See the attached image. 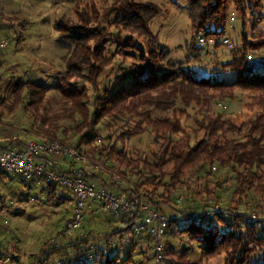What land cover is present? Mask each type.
<instances>
[{"label":"trees","instance_id":"trees-1","mask_svg":"<svg viewBox=\"0 0 264 264\" xmlns=\"http://www.w3.org/2000/svg\"><path fill=\"white\" fill-rule=\"evenodd\" d=\"M74 1L76 19L62 18L55 24L60 43L68 48L63 57L66 69L59 86L60 93L71 104L67 113L73 125L63 131L66 137L60 141L59 127L52 126L46 117L40 115L39 112L45 108L47 88L33 80L12 78L8 82L16 98L10 103L0 97L1 115L7 111L17 115L24 108L33 113L34 122L30 130L37 133V137L43 138L42 141L55 139L63 145L68 144L80 151L85 150L86 153L101 146L103 153L100 154V160L112 173L115 174L113 170H116L118 176L126 179L123 181L126 188L118 181L109 182L96 172L89 174L81 171L84 178L92 186L105 187L117 195L136 198L140 203L170 218L172 222L166 236L168 257H176L178 261L187 260L184 251L177 253L172 240L189 237L191 241L200 242V239H203V248L199 260L193 259L191 263L186 264L212 261L223 250L227 255L229 251H235V264H252L254 256L260 252L258 248L264 246V225L250 223L248 219L253 212L262 215L261 212L246 213L241 212L238 206L224 207L225 215L212 216L202 222H192L185 226L177 222L176 218L204 216L217 202L205 205L196 200L195 211L188 213L178 210L176 214H165L164 210L170 207L175 199L177 205L184 202L183 197H177V193L189 172L195 173L198 178H204L208 184H214L216 194L225 190L228 183H232L233 196L239 197V204L243 203L244 198L249 199L252 191L264 193V70H259L260 67L254 63L250 64V54L264 50V34L258 39H249L247 34H243L242 50H232V59L229 62L218 63L222 67L221 70L210 69L208 77H197L188 72L184 63L169 61V54L156 44L157 37L151 30V24L161 14L158 4L150 1L119 0L106 11L96 6L90 11L87 5L83 9L80 8L81 3L86 0ZM185 1L194 32L186 49L190 57L198 63L203 62V47L198 45V39L199 43L201 39L219 42L233 18L232 10L237 14L243 13L244 1L252 2L254 5L250 6L255 11L264 9V0ZM242 22L245 25L244 21ZM261 26L255 27V31L252 26V34L261 30ZM201 35L203 38H200ZM128 47H132L139 54L126 52ZM116 61H120L118 69L104 76L105 81H108V85L104 87L100 78ZM221 72L234 74L237 79L233 82L216 79ZM75 80L82 82L83 88L78 86L80 83H72ZM238 90L248 92L255 103L246 106L253 115L241 122L231 116L225 117L217 111L218 104L232 100ZM25 98L28 100L27 104H24ZM179 106L199 109L196 115L198 130L195 133L203 132V135L196 138L194 144L177 140L176 136L182 133L183 128L176 114H184V111H179ZM153 112L171 113L172 117H152ZM127 116H132V119L138 117L141 121L135 130L131 133L121 132L116 140L124 143L125 140L150 129L156 136V142L162 141L160 149L153 153V162L147 158H134L125 150H118L116 144L106 145L99 137V125H104L110 130L117 127ZM39 121L42 124L40 129L36 128ZM70 134L74 139L68 137ZM29 142L12 139L0 150L24 148ZM92 153L94 156L95 153ZM62 172L74 174L72 171ZM0 173L19 179L27 187L34 185L35 181L44 182L42 190L47 192L49 197H55L56 191L61 188L45 181L43 177L27 182L19 177ZM151 186V190L146 189ZM159 187H163L164 192L156 200L154 196ZM65 190L72 193L68 188ZM188 200L190 197L187 195L185 202ZM68 201L70 199L62 196L57 199V204L62 205ZM110 220L111 225L116 221L113 216ZM219 224L223 226V230ZM130 232L132 231L129 228L113 230L105 238L110 243L117 236L122 239L124 233ZM139 236L151 241L150 238L140 234ZM135 247V244L131 246V250L123 259L124 264L143 262L135 261ZM62 249L67 248L57 245L55 251ZM52 255L53 253L47 252L38 254L26 264H52ZM68 255L65 253L62 256L65 258L61 264H91ZM11 256L0 252V264H4L9 258L10 264H20L17 251L14 250ZM101 257L105 260L103 264H119L121 261L118 255L109 253L102 252ZM153 258L155 259V255Z\"/></svg>","mask_w":264,"mask_h":264},{"label":"rangeland","instance_id":"rangeland-1","mask_svg":"<svg viewBox=\"0 0 264 264\" xmlns=\"http://www.w3.org/2000/svg\"><path fill=\"white\" fill-rule=\"evenodd\" d=\"M118 1L86 0L81 3L82 7L80 8L83 9L87 5L86 7L91 11L92 7L96 6L100 10L106 11ZM135 1H150L161 7V14L151 24V30L157 37L156 44L169 54V61L184 63L188 72L194 73L197 77H208L210 69L221 70L222 67L218 63L229 62L232 59V50L237 52L242 50L243 34H247L249 39H258L261 34H264V23H262L264 20V9L255 11L250 6L254 5L252 2L244 1L243 13L237 14L233 10L231 11V17L233 18H231L228 29L225 35L219 39V42L216 40L207 41L205 39V43H199L198 39V45L203 47L201 54L203 62L198 63L190 57L186 49V45L193 38L194 32L185 0ZM75 5L76 2L74 0H0V97L10 103L15 100L14 91L8 85V82L12 78L24 81L33 80L37 84L45 86L47 88L44 103L45 108L39 113L41 116L46 117L49 124L56 128L59 127L60 141L66 137L63 131L73 124L67 113L68 109L71 108V104L59 91L63 73L66 69L63 57L67 53L68 48L60 43L55 24L62 18L76 19ZM102 14H100L99 18L102 17ZM242 21H244L245 25H243ZM260 25H262L260 28L262 31L259 30L253 35L251 32L252 26L255 31V27H260ZM200 38H203V35ZM225 39H229L231 42L226 44ZM219 43L222 45H218ZM113 49H115V45ZM125 51L136 55L139 54L132 47L126 48ZM115 63L100 78L103 81L102 83H104V87L108 85V81H105L106 77L104 76L108 75L111 71L116 72L120 61H116ZM252 63L260 67L259 70H264V50L250 54V64ZM216 79H225L233 82L237 77L234 74L221 72L218 73ZM72 83H80L78 86L83 88L82 82L78 80ZM252 99V96L248 92L238 90L234 93L232 100L221 102L217 106L218 110H216L223 113L225 117H233L237 122L245 121L253 115L246 108L248 105L255 104ZM27 101V98H25L24 104H27ZM179 111H184V114L182 112L176 114L180 118L183 130L182 133L176 136L177 140L194 144L195 139L201 138L203 135V132H199V134L195 133L198 130L196 115L199 109L179 106ZM32 114V112L29 113L24 108L17 115L10 111L1 115L0 111V128L4 129L7 135L14 140L44 142L42 141L43 138L37 137V133L30 130L34 122ZM152 117L163 119L172 117V114L153 112ZM77 119H80L79 115ZM140 121L138 117L132 119V116H127L117 127L110 130L106 129L104 125H99L97 127L99 129L98 135L106 142V145L116 144L118 150H125L134 158H147L153 162V153L160 149L162 141L157 143L156 136L150 129L131 139L126 138L128 140H125L124 143L116 140L121 132L129 131L131 133V131L135 130L136 125ZM37 125L36 128L40 129L42 124L39 121ZM68 137L74 139L72 134L68 135ZM109 137H112V139ZM64 145L71 147L68 144ZM100 148L93 151L89 150L88 153L82 150L81 152L88 157V161L79 162L78 165L70 163V165L73 164L71 167L85 173L89 169L91 173L96 172L111 183L118 181L122 187L126 188V183L123 182L126 179L124 180V178L118 176L116 170H113L114 174L108 169L109 167L106 168L107 166L103 165L102 160H100L101 153L103 152ZM92 152L95 153L94 156H92ZM218 175L220 176V174ZM109 176H113L114 178L112 179ZM13 180L20 187V184H22L20 180ZM232 186V183H228L226 188H224L225 190H221L216 194L214 184H208L204 178H198L195 173L189 172L183 179L182 185L179 186V193H177V197H183L184 202L182 205H177L176 199L173 200L171 206L165 208L164 213L176 214L178 210L184 213L194 212V201L197 200L205 205H212L217 202L216 205H223L225 208H235L238 206L241 212L246 213L259 211L262 213L260 215L264 219V193L252 191L251 197L249 199L244 198L243 203L239 204V197L233 196L234 188ZM152 188L153 186L146 189L151 190ZM5 190V196L0 200V239H5L3 241L4 245L12 247L13 251L19 252V261L22 255L24 256V253H27L28 258L25 256L22 264H26L31 258H35L37 254L46 252L53 253L52 264H61L60 262L65 258L62 256L65 253L67 255L69 253L68 256L71 257H78L76 259L81 262L103 264L105 260L101 257L102 252L118 255L121 258L119 264H124L123 259L131 250L130 244L132 242L130 235L126 233L127 235L124 234L122 239L117 236V238L108 243L105 236L113 232V230L123 228L120 223L114 221L112 222V227L104 230V225L111 223L109 221H111L110 217L112 216L103 212L101 214L98 213L100 210H95V205H92L87 210L82 227L73 235L66 237L62 231L67 225L74 205L70 202L58 205L57 197H62L63 194L65 195L63 197H72V194L68 193L69 191L62 189L56 191V197H49L45 193H41L42 191L39 189H35L32 192L26 189L22 194L20 193L21 190H17V192ZM163 192V187H159L154 196L155 199L158 200ZM207 192L213 193L208 194ZM187 195L190 197V200L186 203ZM219 227L222 230L224 229L220 224ZM135 241V251L137 252V255L134 256L135 261L139 262L142 260L141 264H156L153 258V255H155L153 243L141 236L138 239L136 238ZM202 241L203 239H200V242L199 240L191 241L189 237L172 240L177 253L181 254L183 251L186 253L187 260L185 261H178L176 257L171 258L169 256L172 259L170 260L166 255V243L164 262L162 264H186V262L191 263L193 259L199 260L203 248ZM57 245H62L67 249L56 252ZM258 250L260 252L256 253L252 264H264V246H260ZM234 253L235 251L231 250L229 251V255H227L226 251L223 250L212 261H203L201 264H235Z\"/></svg>","mask_w":264,"mask_h":264},{"label":"built area","instance_id":"built-area-1","mask_svg":"<svg viewBox=\"0 0 264 264\" xmlns=\"http://www.w3.org/2000/svg\"><path fill=\"white\" fill-rule=\"evenodd\" d=\"M200 42L205 43V39H201ZM230 42L229 39H225L226 44ZM69 160L79 163L88 161V157L80 150L65 146L56 140L30 141L24 148L0 150V172L27 182L43 177L45 181L58 187L70 189L75 196V203L63 230L66 237L73 235L82 227L87 210L95 205L101 212L113 216L123 229L129 228L136 234L150 238L154 247V260L156 264H162L171 219L140 203L136 198L117 195L105 187L92 186L78 170L68 175L52 164ZM86 172L91 174L88 170ZM225 214L223 205L217 204L204 216H180L176 220L188 226L192 222H202L206 218ZM248 221L259 226L264 225L263 217L256 212L251 214Z\"/></svg>","mask_w":264,"mask_h":264},{"label":"crops","instance_id":"crops-1","mask_svg":"<svg viewBox=\"0 0 264 264\" xmlns=\"http://www.w3.org/2000/svg\"><path fill=\"white\" fill-rule=\"evenodd\" d=\"M10 141H12V138L9 136V135H7V133H6V131L4 130V129H2V128H0V148H2V147H6L9 143H10ZM70 163H74L75 165H78V163H76V162H73V161H71V160H69V161H67V162H56V163H52V164H54V166L55 167H57L59 170H62V171H65V172H67V171H75V170H77V169H73L71 166H73V164L72 165H70ZM87 170V169H86ZM88 171H89V169H88ZM45 186V184H44V182H38V181H35V184L34 185H31L30 187H27V186H25L24 184H20V187H21V189H20V187H19V185H17V183L13 180V178H11V177H9V176H6V175H3L2 173H0V200L5 196V189H7V190H9V191H13L14 190V192H17V190H21L20 191V193L22 194L26 189L27 190H30L31 192L33 191V190H37V189H39V190H41L42 192L41 193H45L47 196H48V193L47 192H44L43 190H42V188ZM3 189H4V191H3ZM62 189H65V188H59L57 191H59V190H62ZM3 191V192H2ZM69 193V192H68ZM71 193V192H70ZM24 194H26V193H24ZM72 194V197H64V198H68V199H70V201H68V202H70V203H72L73 205H74V203H75V196H74V194L73 193H71ZM56 195V194H55ZM64 195V194H63ZM62 195V196H63ZM65 196V195H64ZM56 197V196H55ZM58 199L59 198H61V197H57ZM1 202V201H0ZM9 208V207H8ZM95 210H98L97 209V207H96V209ZM98 213H100L101 214V211H98ZM98 213H96V215L97 216H99L98 215ZM104 230H107L108 228H110V227H112V225H111V223L108 225V224H106V225H104ZM108 232V231H107ZM124 234H126V233H124ZM123 234V235H124ZM127 234H129L130 235V238H131V244H130V246H132V245H134L135 244V246H136V241H135V239L137 238H139V234H136V233H127ZM126 234V235H127ZM5 239H0V252L2 253V252H6V253H8L9 255H10V257H12L11 255H13V248L12 247H10V246H6V245H4V243H3V241H4ZM138 241V240H137ZM19 250V249H18ZM19 253V252H18ZM27 254V253H26ZM25 253H24V256L22 255V257L20 258V264H22V260H23V258L25 259V256H27ZM35 254V253H34ZM34 254H32V255H34ZM38 255V254H37ZM127 255V254H126ZM26 258H28V256L26 257ZM10 262H11V260H10V258L9 259H6L5 261H4V264H10Z\"/></svg>","mask_w":264,"mask_h":264}]
</instances>
